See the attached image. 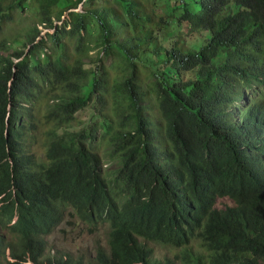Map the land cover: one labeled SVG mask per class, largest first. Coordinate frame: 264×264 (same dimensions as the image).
Instances as JSON below:
<instances>
[{"label": "trees", "instance_id": "trees-1", "mask_svg": "<svg viewBox=\"0 0 264 264\" xmlns=\"http://www.w3.org/2000/svg\"><path fill=\"white\" fill-rule=\"evenodd\" d=\"M105 112L118 115L104 133L110 179ZM263 120L264 0H0V214L23 235L33 209L64 199L111 226L88 263L49 264H162L159 240L183 247L178 264H263L264 161L235 142L264 151Z\"/></svg>", "mask_w": 264, "mask_h": 264}, {"label": "clouds", "instance_id": "clouds-1", "mask_svg": "<svg viewBox=\"0 0 264 264\" xmlns=\"http://www.w3.org/2000/svg\"><path fill=\"white\" fill-rule=\"evenodd\" d=\"M143 88L145 92L147 93V95H149L150 97L153 95V93L148 89V87H143ZM246 95H247V99L239 102L240 107L244 106L245 104L247 106L250 105L251 98H252L251 91L250 92L246 91ZM152 101L154 102L155 100L152 99ZM154 105L156 107L154 108V113L156 115V118H159L160 113L157 109L158 107H157L156 101L154 102ZM233 108L238 112L237 105H234ZM92 111L93 109L88 108L87 118L81 119V120L87 121ZM82 112H85V111H82ZM109 115L111 116L112 114H110V112H105V114L103 113V115H101V120L99 121L100 130H99V135L97 137L96 142H98V144L100 145H101L100 142L107 143V139L104 137L105 132H102L103 124L101 123V121H103ZM235 119L239 120V117L236 116ZM235 119L233 121L231 120L232 134L234 132L233 122L235 121ZM156 122L158 123V125H160L158 119H156ZM83 126L84 124H82V126H78V123H77L73 125L72 127H70V131L77 132ZM158 130L160 132H158L157 135L164 137L165 131L164 130L161 131V125L158 126ZM218 133L227 135V136L231 135V133H229L228 131H223V132H218ZM253 134H254L255 144L257 146H262L264 148V120L261 123H259L258 127L254 130ZM235 142L238 144L239 150L243 152L245 155H247L252 160L254 165H255V160L257 158L264 161V151H261L258 147H255L252 143L246 142V141H244L245 143L242 141H235ZM169 144L171 145L170 141H169ZM107 148H108V144H107ZM98 151L101 153L100 150ZM115 168H113L110 171H106L104 168V164H103L102 171L105 177L110 179L114 173ZM258 171H259L258 169L255 170V172H258ZM108 173H111V177L108 176ZM6 196H7V192L0 194V207L3 204L2 198ZM218 196L219 197L217 198L218 200L217 206L219 208H225L226 205L234 204V201L229 199V197H221L220 195ZM15 197H16V190L14 191V189H12V198L14 199ZM226 198L229 200L230 203L221 205L220 201ZM57 200L58 199L53 201V203L50 205L47 203L42 204L38 208L32 210L33 213H32L31 218L33 219L29 222L30 227L26 226L25 224V227L23 229V235L19 230L13 231L11 229V226L16 225L18 222L17 215H15L9 223H6L4 222L3 218H7V217H3L0 214V264H49L50 260L54 261L58 258H61L62 256L64 260H67L69 257L73 258L74 260H78L79 258H82L84 260L83 254L77 255L73 253L72 251H70L69 249L65 250L64 252H57L53 256L45 254L46 251H50V247H51V244L48 241V236L51 235L57 228L58 229L61 228L63 223L66 221L65 216H66V212L68 209L72 210V212H70L71 213L70 215L74 216L75 219H79L82 222H90L92 225H94V227H97L98 223L100 222H107L109 225V230L111 229L109 222L106 219L100 218L99 216H97V214L91 208L85 207L83 205H75L69 200L60 199L56 207H53L45 211L46 207L53 205ZM87 212L94 214L95 217L93 218L88 217L86 215ZM212 217L214 221V216ZM67 221H70V220H67ZM5 229H9L11 231L12 238L8 237V234L6 233ZM27 230H31V233L27 234L26 233ZM109 230H108V233H109ZM68 232L70 231L68 230ZM156 243L165 245L164 249H167V250H170L172 247L175 249H178L177 254L179 253L180 250L183 249L182 246H179V245L173 246L170 244H166L162 240L151 241L149 243V245L153 247L154 258L162 262V264H168L167 263L168 258H170L169 261L172 264H175V261L177 260L179 262L180 258L179 259L176 258V254L172 255L171 253L165 256H162L161 259L156 258L155 257ZM192 244L195 250L200 247L199 245L200 242L197 240H195L194 243ZM99 246H102L107 249L108 235H107L106 244L98 243L95 247V252L89 258V260L88 261L84 260L85 263H88L95 257ZM160 249H163V248L161 247ZM34 258H37L38 261H36Z\"/></svg>", "mask_w": 264, "mask_h": 264}, {"label": "rangeland", "instance_id": "rangeland-1", "mask_svg": "<svg viewBox=\"0 0 264 264\" xmlns=\"http://www.w3.org/2000/svg\"><path fill=\"white\" fill-rule=\"evenodd\" d=\"M59 5L65 6L67 4V0H58ZM199 6L197 4H193V8L197 9ZM58 22V21H56ZM24 25L26 21H23ZM61 24V23H60ZM39 28L42 31V34H46L48 30L44 28V26H39ZM19 32V30L16 31V33ZM89 32L90 34L95 38L99 32V24L97 20H92V22L89 25ZM9 34V35H7ZM7 35V38L10 40L12 38V35L9 32V29L6 31L4 36ZM187 39H190L187 37ZM203 40V38H201ZM95 53V50H93L92 54ZM111 59H108L107 63H110ZM155 102V101H154ZM109 104L112 105V97L109 98ZM88 116L87 112H81L79 114L80 119H86ZM118 120V115L115 113V115H109L107 118H105L101 123L103 124L102 132H105L109 134L115 127L116 121ZM101 143V153L104 159V168L106 171H110L113 168H115L118 163L117 161L110 160L108 155V148L107 143ZM108 176L111 177V173H108ZM221 205H225L226 203H230L229 200L222 199L220 201ZM70 212H72L71 209H68L66 212V221L63 223L60 229H56L51 235L48 236V241L51 244L50 251H46V255H55L57 252H64L65 250L69 249L73 253L80 255L83 254L84 260L88 261L89 258L93 255L95 252V247L98 243L106 244L107 242V235L109 230V225L107 222H100L98 223L97 227H94L90 222H82L79 219H75L74 216H71ZM70 220V221H67ZM68 230L70 232H68ZM6 233L8 234L9 238H12L11 231L9 229H5ZM163 249H160V248ZM165 245L156 243V249H155V257L158 259H161L162 256H165L167 254L175 255L178 252V249L171 248L170 250L164 249ZM170 251V252H169ZM172 264V263H170ZM175 264H178V260L175 261ZM264 264V263H263Z\"/></svg>", "mask_w": 264, "mask_h": 264}]
</instances>
